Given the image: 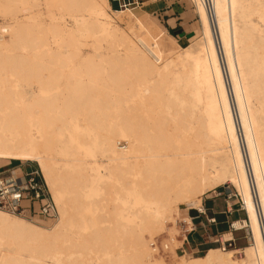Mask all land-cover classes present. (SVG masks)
<instances>
[{
	"label": "bare ground",
	"instance_id": "obj_1",
	"mask_svg": "<svg viewBox=\"0 0 264 264\" xmlns=\"http://www.w3.org/2000/svg\"><path fill=\"white\" fill-rule=\"evenodd\" d=\"M191 1L198 49L172 58L176 39L147 16L139 32L121 30L127 11L109 0H0V165L36 162L58 207L50 227L0 210V264H264V0H210L213 20L207 0ZM89 182L112 188L113 204L84 201ZM227 183L248 214L235 222L252 233L246 260L226 248L180 257L177 236L163 243L176 248L171 261L154 250L147 236L182 205L204 211V196ZM127 195L142 205H123Z\"/></svg>",
	"mask_w": 264,
	"mask_h": 264
},
{
	"label": "rangeland",
	"instance_id": "obj_2",
	"mask_svg": "<svg viewBox=\"0 0 264 264\" xmlns=\"http://www.w3.org/2000/svg\"><path fill=\"white\" fill-rule=\"evenodd\" d=\"M187 1L191 5H193L194 9H196L194 3L191 0H187ZM46 2H47V0H46ZM46 2H44L39 8H37V12H39V14H40L39 18L47 19V14L49 12V9H48V6L46 5ZM109 4L111 6L112 11H115V12L116 11H122V10L127 11V13L123 16V19L119 22V28L121 30H125V31L134 30V32H139L141 30V23L138 20L143 16H147L158 27L166 30V28L162 27V24H161V22L158 21V18L155 15L147 12L144 8H140L139 6H136V5H128V6H123L121 8L116 7V6L113 7L111 5L110 1H109ZM37 12H34V14H37ZM112 15H114V17H117L116 14H112ZM131 15H133V17H131ZM65 21H66V25L69 27V29H72L75 31L76 35L78 36V38L81 42L87 41V40L93 41L92 37L88 38V39L86 38L85 33L87 31L83 32L82 30L80 31L78 29L77 24L81 23L82 21H76V20H73L70 18H67ZM4 22H5L4 19L0 18V24H3ZM7 23H11V21L8 20ZM166 32L168 33L167 30H166ZM164 36H166V38H167L166 34ZM132 37H134V35H132ZM171 37H173V36H171ZM134 38L136 39L137 44L141 45L140 44L141 40L139 39V37L137 36ZM200 38H201V29L196 34V36L192 40H190L189 42H187V41L186 42H180L179 44L182 47L181 49L178 50L176 47H173L171 53H168V54L172 58H175L179 54L183 53V51L186 49H188L191 52H195L198 49L197 43L199 42ZM4 39L6 42L11 41L12 40L11 34H6L4 36ZM87 43H88V41H87ZM84 50H85V53L89 52V48L86 49L84 47ZM15 89L17 91L23 92V94H24L23 101L27 102L30 100V98H31L30 87H28L24 83L18 81L15 84ZM124 146H126V143L121 142L120 147H124ZM94 160H97L98 163L102 165V167L100 169V173L105 174V172L107 170V165H108L107 159L101 155H96L94 157H91L89 159V162L91 164H93ZM18 163H19L18 161H11V162H8L5 164H1L0 167L8 166L7 168H19V167H25L26 168V167H37L38 166V164L36 162H20L19 164ZM109 192L110 193L107 195V194H105V189L99 183L89 182L83 186V199H84V201H89L90 199H95L97 201H100V200H103L104 198H106L105 199L106 201L104 200L103 203L110 206L111 204H113L112 200L115 198V196L113 194L112 188L109 190ZM220 192H223V194H219L218 195L219 197H217V193H220ZM225 195L231 196L234 201H239L245 208L244 202L242 201V198H241L239 192L230 183L223 184L220 187L216 188L215 190L207 193L203 198L202 206L206 207V208L210 207L212 200L221 201L222 198L226 197ZM212 196H216V197H212ZM213 198H215V199H213ZM120 202H123V205L130 206L131 208L142 205V203H143L141 198L135 197L133 195H127L125 197H122ZM131 208H129L128 210H130ZM207 212H209L208 209H207ZM98 213L100 214V213H102V211H99V210L87 211L88 217H91V216L93 217L94 215L96 216ZM124 213H127V212H124ZM200 215L201 214L199 213V210L197 208L195 209L193 205H189V206L182 205L179 213H177V215L175 214L176 221L172 222L171 220H169L168 223L166 224L167 228L162 229L159 233L157 232V234H154L152 238H150V236H147L148 241L152 242V241H155L157 239H160V241H162L163 243H169L170 238H172L173 236L174 237L177 236L176 238L178 239V241H180V243L176 244L177 248L180 247L179 249L176 250L178 253V256L185 257L187 259H190L193 257L204 256L208 249L214 248V247L215 248L216 247L221 248V249L226 248L228 250H239V252H237L235 254L234 260L242 261V260L247 259L246 254H245V252H243L242 249L252 243V234H251V230L249 227H244L243 229H240L241 226H236L238 229L235 231L237 233H239V236L235 240L227 241L230 238V236H223V237L218 236V238H213L214 236L212 233L210 236V235L200 234L199 231H195V230L191 229V226H192L191 225V218H196L195 221L198 222L200 220L199 219ZM205 216L206 215H203V217H205ZM247 219H248V214H247ZM246 220H244V221H246ZM132 221H134V220H132ZM54 222L55 221H53V220H48L45 218L38 217L35 219V221L33 223L38 224L42 227H50ZM89 231L90 230L86 229V230H81V233H79V231H77V229H76V231H74V230H72V228H69V233L75 232L74 236L76 238L77 237L78 238L83 237L81 235H84V236L87 235V233ZM185 236H186L188 242L186 241V243H183V240H185ZM153 238H154V240H153ZM172 245H171L169 251H166V250L164 251L167 253V254H165L166 256L164 255L165 259L167 261H171V259H172L171 258V254H172L171 252L173 249H176L175 247L172 248ZM15 247L16 246L14 244L11 245V247L2 244L1 250H2V252H5V251H11L12 252L15 250Z\"/></svg>",
	"mask_w": 264,
	"mask_h": 264
},
{
	"label": "crops",
	"instance_id": "obj_3",
	"mask_svg": "<svg viewBox=\"0 0 264 264\" xmlns=\"http://www.w3.org/2000/svg\"><path fill=\"white\" fill-rule=\"evenodd\" d=\"M109 1L113 7L116 6L121 8L128 5H136L140 8H144L147 12L155 15L158 21L161 22L162 27L166 28L168 33L179 43L189 42L201 29V23L196 9H194L193 5L187 0ZM219 194H223V192L217 193V197H219ZM225 196L226 197L222 198L221 201L212 200L210 207H204L206 216L203 217V215H200V220L198 222L195 221L196 218H191V229L199 231L200 234L210 236L212 233L214 236L213 238H218V236H230L227 241L238 238L239 233L231 228V224L246 220L247 213L245 212L244 206L239 201H234L231 196ZM207 209L209 212H207ZM211 218H215L216 223L209 224L207 219ZM186 241L188 242L185 236L183 243H186Z\"/></svg>",
	"mask_w": 264,
	"mask_h": 264
},
{
	"label": "built area",
	"instance_id": "obj_4",
	"mask_svg": "<svg viewBox=\"0 0 264 264\" xmlns=\"http://www.w3.org/2000/svg\"><path fill=\"white\" fill-rule=\"evenodd\" d=\"M207 4L213 20L212 3L207 0ZM7 167H0V210L29 221H35L38 217L55 221L58 218V207L41 169L38 166ZM199 213L206 215V210H199ZM207 220L209 224L216 223L215 218ZM231 228L238 229L235 223L231 224ZM152 247L156 252L168 249L160 239L155 240Z\"/></svg>",
	"mask_w": 264,
	"mask_h": 264
},
{
	"label": "trees",
	"instance_id": "obj_5",
	"mask_svg": "<svg viewBox=\"0 0 264 264\" xmlns=\"http://www.w3.org/2000/svg\"><path fill=\"white\" fill-rule=\"evenodd\" d=\"M215 248V247H214Z\"/></svg>",
	"mask_w": 264,
	"mask_h": 264
}]
</instances>
